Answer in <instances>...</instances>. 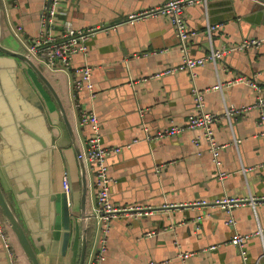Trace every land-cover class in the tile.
I'll list each match as a JSON object with an SVG mask.
<instances>
[{
  "label": "crops",
  "instance_id": "obj_1",
  "mask_svg": "<svg viewBox=\"0 0 264 264\" xmlns=\"http://www.w3.org/2000/svg\"><path fill=\"white\" fill-rule=\"evenodd\" d=\"M163 1L60 0L59 4L64 13L57 20L67 19L75 29L109 26L95 31L88 40L86 58L76 55L73 64L92 67L95 96L91 99L83 93L85 97L80 99L85 109L96 112L103 145L121 146L119 153L107 158L112 178L111 201L118 206H141L145 210L140 216L110 221L102 264H143L149 260L160 264H264V203L256 204L255 210L249 205L235 207L234 226L224 223L228 216L224 210L195 203L212 202L222 196L264 195V135H260L264 121L259 123L258 111L254 109L231 116L225 113L229 107L251 104L258 92L237 82L204 94L205 110L216 114L215 139L229 143L219 155L220 169L228 173L222 179L218 178L206 145L193 143L201 133L199 130L146 139L147 134L185 124L194 107L191 86L205 89L244 76L255 80L264 93V0H215L184 10L187 25L196 32L188 41V53L194 58L206 55L211 46L217 49L235 46L248 38L262 40L259 45L231 50L214 63L197 66L194 79L184 71L159 78L151 76L182 59L178 39L166 17L125 22L128 13ZM0 8L1 44L26 53V41L40 29L42 0H1ZM208 23L219 25L211 39L205 32ZM0 56V90L8 92L14 104L30 117H44L53 132L56 217L52 240L43 251L36 247L38 259L40 264H77L82 236V179L76 146L44 82L19 58L13 60L5 53ZM37 63L36 67L49 81L43 68L50 70ZM50 72H61L64 77L61 91L68 113L49 83L61 101L80 150L88 137V128L79 125L72 115L70 73ZM235 139L240 141L234 144ZM133 140L137 141L132 143ZM248 167L252 168L247 170ZM64 173L68 174L69 198L61 187ZM86 177L85 211L90 215L86 219L87 261L97 239L96 220L91 216L95 206L92 173ZM258 228L262 235L252 236L246 242L243 261L229 241L231 234L250 233ZM8 241L10 245L9 236ZM211 245L216 247L209 249ZM180 251L192 254L182 258L178 256ZM16 257L13 252L17 264H28L23 258L18 262ZM0 264H11L1 234Z\"/></svg>",
  "mask_w": 264,
  "mask_h": 264
},
{
  "label": "built area",
  "instance_id": "obj_2",
  "mask_svg": "<svg viewBox=\"0 0 264 264\" xmlns=\"http://www.w3.org/2000/svg\"><path fill=\"white\" fill-rule=\"evenodd\" d=\"M215 0H164L161 4L153 7H148L139 11L130 12L127 14L125 22H134L150 16H164L171 24L174 33L178 39L180 49L182 51L181 61L173 66L163 68V70L153 73L152 77H162L164 75L174 74L185 70L189 73L191 79H194L197 74L195 69L197 66H202L206 63H214L216 59L231 50H241L253 45H259L261 39L248 38L232 47L211 48L206 55L198 58L190 57L188 53V41L191 36L195 35V31L191 30L187 25L184 10L192 5H206ZM43 10L40 19V29L38 32L29 37L26 41V53L36 62L42 64L50 71H64L70 73V87L72 93V115L77 117L79 125L87 126L88 137L80 148L79 158L86 175L92 173V189L94 192V213L92 217L96 220V239L95 248L86 261V264H102L105 260L106 240L110 228V221L123 216H140L143 214L141 206H118L115 205L110 198V183L112 178L108 173L107 158L120 152L121 146H105L102 142L101 126L98 116L95 111L87 110L82 106L81 99L83 93H87L88 98L95 96V89L91 81L92 67L89 64L74 65L73 61L76 55H81L86 58L88 51V40L99 29H108L109 26L96 25L86 29H75L69 20L58 21V16L64 12L60 9V0H42ZM58 19V20H57ZM60 22V23H59ZM58 26L60 29L57 30ZM218 24H213L206 27V34L210 37L212 32L218 28ZM21 31V28H18ZM237 82H244L253 90L258 92L254 102L248 105L229 107L225 111L227 116L242 113L248 109L258 111L259 123L264 121V93L261 92L255 80L247 79L244 76H239L225 83H217L205 89L191 87V94L194 100L193 110L187 115L186 122L181 126H171L164 130L157 131L154 135L147 134V140H154L164 136L176 135L186 130H199L201 133L193 139L195 146L204 143L207 150L210 152L213 162L217 167V175L219 179L228 175L227 172L220 169L221 161L219 155L229 143H219L214 136L213 124L216 120V114L205 110L204 94L210 89H222ZM84 96V95H83ZM85 97V96H84ZM81 98V99H80ZM264 135V130L260 132ZM137 140H133L135 142ZM240 140L235 139L234 144ZM129 147L130 144H126ZM252 167H248L250 170ZM61 187L66 198H69V184L67 173H64L61 178ZM195 203L203 206L217 207L226 212L228 215L224 223L228 226H234L236 219L233 214V209L237 206L249 205L253 210L258 203H264V195L254 196L248 195L245 197L222 196L212 202L206 200H197ZM200 220V216L197 217ZM198 226V225H197ZM5 227L0 217V234L4 245L7 249L11 264H17L13 258V252L10 249L8 236L5 233ZM262 229L258 228L254 232L242 233L234 231L230 237V243L235 246L236 250L241 255L243 261L246 260L247 250L246 242L252 236H261ZM152 235V232L148 233ZM215 245L208 248L213 249ZM191 252H178V256L187 258ZM143 264H160L156 260H149ZM257 264V263H256Z\"/></svg>",
  "mask_w": 264,
  "mask_h": 264
},
{
  "label": "water",
  "instance_id": "obj_3",
  "mask_svg": "<svg viewBox=\"0 0 264 264\" xmlns=\"http://www.w3.org/2000/svg\"><path fill=\"white\" fill-rule=\"evenodd\" d=\"M206 36L208 39L212 38V35ZM0 53L7 54L13 60L15 57L24 61L44 82L54 97L67 131L76 146L82 179V236L77 264H85L86 219L90 217L85 211L87 177L70 122L53 87L27 53L11 50L1 42ZM2 58L3 56H0V62ZM142 112L141 110L140 113ZM30 116L26 110H21V106L14 104L8 92L0 90V216L16 238L28 264H40L36 247L43 251L45 244L52 240L58 196L52 186L53 132L44 117Z\"/></svg>",
  "mask_w": 264,
  "mask_h": 264
},
{
  "label": "trees",
  "instance_id": "obj_4",
  "mask_svg": "<svg viewBox=\"0 0 264 264\" xmlns=\"http://www.w3.org/2000/svg\"><path fill=\"white\" fill-rule=\"evenodd\" d=\"M1 4V1H0ZM36 65L38 64L36 61L32 60ZM38 66V65H37ZM44 73L46 74V76L48 77L49 81L53 84V87L55 88V90L57 91V93L59 94V96L62 99L63 105L65 107L66 112L68 113V105L63 97V93L61 91V87H64V77L61 74V72H50L47 71L46 69L43 68ZM54 80L56 82H54ZM1 217V216H0ZM2 221V219H1ZM3 226L5 227V229L7 230V235L10 237L11 239V249L13 250V252L16 254V258L18 260V262L20 261V258H23L24 260L25 257L21 252L20 246L16 240V238L14 237L13 233L11 232V230L9 229L8 225H6L3 221Z\"/></svg>",
  "mask_w": 264,
  "mask_h": 264
}]
</instances>
